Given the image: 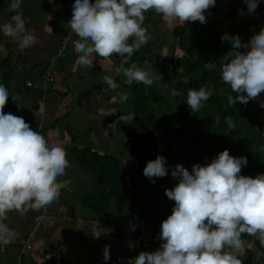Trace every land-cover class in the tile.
Wrapping results in <instances>:
<instances>
[{
	"label": "clouds",
	"instance_id": "1",
	"mask_svg": "<svg viewBox=\"0 0 264 264\" xmlns=\"http://www.w3.org/2000/svg\"><path fill=\"white\" fill-rule=\"evenodd\" d=\"M22 2L12 0L10 10L17 11ZM259 2L244 0L250 14ZM215 4L216 0H75L68 24L78 37L73 41L77 62L84 68H92L94 54L104 59L116 54L121 57L116 72L124 76V83L151 86L159 77L150 70L141 69L135 63L125 67L151 38L142 27L144 13L154 10L170 26L177 21L206 24ZM240 12L243 14V9ZM13 20L14 23H0V33L9 38L20 37L21 49L33 47L37 37L26 29L22 13L17 11ZM220 39L232 45L219 58L221 79L237 94L229 95L228 103L247 105L264 93V27L246 44L238 34L224 33ZM242 48L246 51H241ZM203 67L211 71L215 62H207ZM104 81L112 90L119 87L110 76H105ZM179 94L175 89L170 93L171 96ZM211 95L205 87L190 89L186 103L196 113ZM9 97L7 87L0 83V245L10 244L15 235L3 223L8 219L7 213L15 210L23 214L27 209L39 210L57 201L63 188L57 178L65 175L71 166L63 146L50 145L24 118L3 111ZM120 99L126 101L128 97L123 95ZM260 107L264 108V101ZM134 118L130 114L121 116L119 121ZM226 123L229 128L233 127L231 116L226 117ZM247 163L246 156L235 157L225 149L210 163L193 164L191 171L176 164L171 176L178 183L165 189L174 206L160 226L159 239L163 242L156 251H141L134 258H128L127 264H242L238 258L244 253L242 234L256 236L264 245V174L241 175ZM168 172L163 155L149 160L143 169V175L152 183ZM131 227L134 231L136 226ZM134 246L129 243L130 249ZM103 259H110L107 245Z\"/></svg>",
	"mask_w": 264,
	"mask_h": 264
},
{
	"label": "crops",
	"instance_id": "2",
	"mask_svg": "<svg viewBox=\"0 0 264 264\" xmlns=\"http://www.w3.org/2000/svg\"><path fill=\"white\" fill-rule=\"evenodd\" d=\"M11 2L0 0V23H14L17 11L22 13L25 27L37 37V43L21 49L20 37L9 38L0 33V83L7 87L10 95L3 111L24 118L50 145L63 146L71 166L65 175L57 178L63 188L58 200L51 204L54 213L45 217L35 230L30 250H21V239L34 226L40 209H27L23 214L15 210L7 213L8 219L3 223L14 230L15 235L10 244L0 245V264H11L18 258L20 264H101L96 261L95 252L103 253L107 245L110 255L119 256L117 238L122 239L123 247L126 240L124 232L119 236L120 229L113 231L119 226V220L111 227L106 224L109 218L104 216L111 215L113 209L106 215L100 211L103 201H98L104 195V186L97 181L96 157L116 158L124 169L134 167V157L123 144L129 137L125 123L135 126V129L132 127L135 131L136 122L119 121V118L134 115L129 101L138 83L128 85L124 83V76L117 74L121 57L116 54L108 59L94 54L92 68L78 64L77 56L73 55V41L78 37L68 24L75 0H23L17 11L10 10ZM144 15L142 27L151 38L133 54L129 63L159 77L151 86L143 84V91L168 94L173 83L170 60L181 54L172 37L173 29L179 25L178 31H182L190 22L183 26L177 21L170 26L166 18L154 10ZM64 42L65 52L57 55ZM51 61L57 66V72L44 89L40 75ZM105 76L112 77L118 89H110ZM123 95H127L126 101L120 99ZM255 101L258 107L264 99L258 97ZM125 248L127 264L128 258H133V251L129 244Z\"/></svg>",
	"mask_w": 264,
	"mask_h": 264
},
{
	"label": "trees",
	"instance_id": "3",
	"mask_svg": "<svg viewBox=\"0 0 264 264\" xmlns=\"http://www.w3.org/2000/svg\"><path fill=\"white\" fill-rule=\"evenodd\" d=\"M255 11L264 15V0H260ZM210 12L206 24L190 22L186 35L178 31L181 28L179 25L173 29L177 37L176 47L181 54L170 60L171 78H175V81L166 96H171L173 89L180 93L171 96L175 108L164 114L159 110L160 107H155V103L169 107V102L164 101L165 97L161 94H153L144 106L137 108L134 105L133 114L141 115L142 118L137 117V120L140 119L139 125L145 124L146 127L145 133H139L126 124L124 126L129 137L124 141L123 148L134 157V167L124 169L116 158L96 157L98 168L93 169H96L97 181L106 188L101 198L104 199L101 212L106 215L111 210V206H106L105 202L112 199L114 212L121 215L119 221L122 233L125 234V247L131 241L135 245L132 248L133 258L141 251H156L160 248L163 242L159 239L160 226L171 214L170 204L174 203L165 195V189L178 183L171 176L168 163V175L157 178L155 183L150 182L143 175L149 160L163 155L167 162L173 165L180 163L191 171L193 164L210 163L221 151L227 149L235 157H247L248 163L242 167L241 175L255 177L264 174V151H261L264 147V123L257 121L254 100L247 105H229L228 96L237 94L222 81L219 62V58L232 48L229 42L221 41L220 37L224 33L238 34L246 44L260 23L262 26L258 30L264 27V20L261 22L263 17L249 15L244 0H216ZM241 51L246 49L242 48ZM210 61L215 62L211 71L203 67ZM178 67H181L180 72H177ZM136 86L140 88L134 86L135 97L143 93V84L138 83ZM200 87H205L212 95L199 112L193 113L186 103L187 93L190 89ZM259 97L264 99V93ZM228 116L233 119L231 128L226 123ZM170 123L173 126L168 130ZM165 132L168 135L163 139ZM162 141H166L168 146L165 151H160ZM106 224L111 227L115 222L107 219ZM131 225L136 226L134 231ZM241 239L245 247L243 255L238 258L241 260V256H244L247 264H264V245L260 240L248 234H242ZM242 264L245 263L242 261Z\"/></svg>",
	"mask_w": 264,
	"mask_h": 264
},
{
	"label": "rangeland",
	"instance_id": "4",
	"mask_svg": "<svg viewBox=\"0 0 264 264\" xmlns=\"http://www.w3.org/2000/svg\"><path fill=\"white\" fill-rule=\"evenodd\" d=\"M249 13V12H248ZM249 15H251L250 13H249ZM254 16H256V15H254ZM259 17H263L262 19H261V22L264 20V15L262 14V15H259ZM188 24H189V22H188ZM183 26H185V23L184 24H182ZM260 26H262V23H260ZM260 28V27H259ZM181 34L182 33H185V35L187 34V28L186 29H182V31H179ZM259 32V30H257V28L256 29H254V33H258ZM184 35V36H185ZM173 39L175 40V43H177V37L176 36H174V34H173ZM181 70V67H178V71H180ZM176 77H179L178 75L176 76ZM175 81V78H173V82ZM140 88V86H135V88ZM145 90H147V89H145ZM163 97H165L164 98V101H168L169 102V104H168V106L169 107H165V105L164 106H162L161 104H159V103H155V107H160V109L159 110H161V111H163L164 112V114H168L169 113V111H172L174 108H175V105L172 103V97L171 96H166L167 94H161ZM154 95L153 94H149V92H148V90H147V92L146 91H143V93L142 94H136V97L134 96V94H131V98H130V101H129V105H130V110L132 111L133 109H134V105L136 104V107L138 108L139 106H144L145 105V103L146 102H148V101H150L152 98L151 97H153ZM148 100V101H147ZM165 104H167V103H165ZM256 104H257V101H255L254 100V107H255V110H256V112H257V116H258V119H257V121H258V123H260V122H263L264 123V110H261V109H259L260 111H258V108L260 107V104H258V107H256ZM152 106H154V105H152ZM174 106V107H173ZM139 115H137V113H136V115H134V121L136 122V130H135V132H139V133H145V131H146V127H145V124H144V126L143 125H139L140 124V119H138L137 120V117H138ZM139 117H141L142 118V116L140 115ZM137 120V121H136ZM146 120V119H145ZM133 128L135 127V126H133V125H131ZM173 126V123H170L169 125H168V130H170L171 129V127ZM159 127L161 128V125H159ZM135 129V128H134ZM159 129V128H158ZM147 130H148V128H147ZM168 132V131H167ZM167 132H165L164 134H165V136H164V138L163 139H166V137H167V135H166V133ZM160 141H161V139H160ZM160 151L162 150V151H165V150H167L168 149V146H167V143H166V141H162L161 143H160ZM168 163V165H169V168L172 170V168L173 167H175L176 165L174 164L173 165V163L172 162H167ZM104 191H106V188L104 187ZM102 198V197H101ZM107 199V198H106ZM104 199H101L100 201H98V202H102ZM105 205L106 206H108V205H110L111 206V209H113V210H111L110 212H112V213H110L111 215H109V216H104L105 217V219L106 218H109V220L111 221V222H115V220H119L120 218H121V215H119V214H117V212H114V202H113V200L112 199H107V202H105ZM173 206H174V203L173 204H170V210L172 211V209H173ZM100 207H101V205H100ZM100 211H103V210H100ZM101 213H99V215H100ZM120 229V231H119V236L121 235H123L122 234V230H123V228H122V226L119 224V226L118 227H115L114 229H113V231H116V230H119ZM108 231V230H107ZM109 233V232H108ZM117 237V236H116ZM116 239V238H115ZM118 239V243L120 244L119 246H118V248H119V256H116V255H114V256H112V255H110V259L108 260V261H105L104 259H103V253H102V251L100 252V251H97V252H95V255H98L97 257H95V259H96V261H98V262H100L101 264H103V262H104V264H126V248L125 247H123V246H121V243H123L121 240V238H117ZM105 245H106V243H105ZM227 250H230V249H227ZM245 258H244V256H241V260L243 261ZM244 263L245 264H247V261H244Z\"/></svg>",
	"mask_w": 264,
	"mask_h": 264
},
{
	"label": "built area",
	"instance_id": "5",
	"mask_svg": "<svg viewBox=\"0 0 264 264\" xmlns=\"http://www.w3.org/2000/svg\"><path fill=\"white\" fill-rule=\"evenodd\" d=\"M73 55L77 56L75 49H73ZM57 72V66L54 64V61H51L48 63L42 70L40 79L42 82L43 88H47L51 79ZM28 84V82H26ZM54 211L50 206H46L42 209H40L39 217L36 219L34 226L32 229L28 232L27 236L24 239H21V250L22 251H28L32 248V237L35 233V230L39 227V225L42 223L43 219L47 216L53 215ZM11 264H20V259L18 258L16 261H12Z\"/></svg>",
	"mask_w": 264,
	"mask_h": 264
},
{
	"label": "bare ground",
	"instance_id": "6",
	"mask_svg": "<svg viewBox=\"0 0 264 264\" xmlns=\"http://www.w3.org/2000/svg\"><path fill=\"white\" fill-rule=\"evenodd\" d=\"M256 12L257 11H255L254 13H251V15L252 16H254V15H257L256 14ZM258 13V12H257ZM259 14V13H258ZM256 17V16H255ZM259 17V16H258ZM68 39V38H67ZM65 48H66V42H64L62 45H61V47L59 48V52H58V54L57 55H61V54H63L64 52H65Z\"/></svg>",
	"mask_w": 264,
	"mask_h": 264
}]
</instances>
